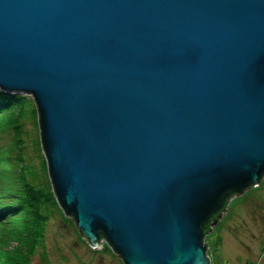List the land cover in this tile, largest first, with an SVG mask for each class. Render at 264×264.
Instances as JSON below:
<instances>
[{
  "label": "water",
  "instance_id": "obj_1",
  "mask_svg": "<svg viewBox=\"0 0 264 264\" xmlns=\"http://www.w3.org/2000/svg\"><path fill=\"white\" fill-rule=\"evenodd\" d=\"M0 91L28 94L60 207L124 264H210L264 177V0H0Z\"/></svg>",
  "mask_w": 264,
  "mask_h": 264
},
{
  "label": "rangeland",
  "instance_id": "obj_2",
  "mask_svg": "<svg viewBox=\"0 0 264 264\" xmlns=\"http://www.w3.org/2000/svg\"><path fill=\"white\" fill-rule=\"evenodd\" d=\"M20 95L26 96L32 102V105L27 106L25 120H21L23 123L20 133L17 134L16 124L11 131H8L3 124L5 116L0 117V186L2 188L8 186V182H11L12 187L17 185L8 179L7 172L12 165L16 166L19 154L38 176L41 175V169L45 164L48 170L34 98L28 94ZM33 179L34 183H38L37 178ZM60 209L61 213L50 216L44 243L38 248L31 264H124L106 239L100 240L101 248H95L81 235L75 220L61 207ZM9 229L10 227L0 228V237L5 233L9 236L11 233ZM204 242L210 264H264V177L257 187H252L232 198L227 212L205 236ZM7 243L9 242H1L0 239V252L5 249ZM8 245L10 246L7 248L10 249H15L17 246L15 242Z\"/></svg>",
  "mask_w": 264,
  "mask_h": 264
},
{
  "label": "trees",
  "instance_id": "obj_3",
  "mask_svg": "<svg viewBox=\"0 0 264 264\" xmlns=\"http://www.w3.org/2000/svg\"><path fill=\"white\" fill-rule=\"evenodd\" d=\"M30 101L26 96L0 91V117L5 116L3 124L8 131L16 124L17 134L20 133L21 120H25ZM40 173L38 176L34 169L29 168L19 154L16 166L12 165L7 172L8 179L17 185L12 187L8 182V186H0V228L10 227L11 230L10 237L6 236L7 233L0 237L1 242H9L0 252V264H31L44 243L50 216L61 210L46 164ZM33 178H37L38 183H34ZM13 242L17 245L15 249L7 248Z\"/></svg>",
  "mask_w": 264,
  "mask_h": 264
}]
</instances>
